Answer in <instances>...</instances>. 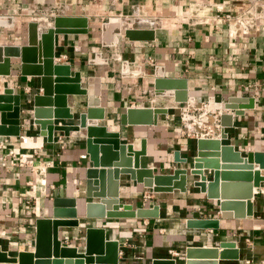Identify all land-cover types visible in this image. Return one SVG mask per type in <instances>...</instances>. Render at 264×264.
<instances>
[{"label":"crops","instance_id":"obj_1","mask_svg":"<svg viewBox=\"0 0 264 264\" xmlns=\"http://www.w3.org/2000/svg\"><path fill=\"white\" fill-rule=\"evenodd\" d=\"M247 9L258 13L257 25L249 33L233 35L234 29L223 16L236 17ZM0 16L14 21L10 26L0 25V44L20 45L27 42L30 20L47 30L56 16L88 18L87 33L56 36L57 62L70 64L72 74L80 71L82 86L88 90L86 95L69 96L72 111L85 112L89 106L101 105L106 108V117L99 120L100 125L118 131L122 143L140 149L142 139H146L147 153L140 157L141 167L160 174L188 169L186 192H156L131 179L129 173H120V201L134 209L159 205V217L88 218L86 203L99 198L86 197L87 169L93 166L86 147V128L72 130L69 136L55 131V142H50L39 126L23 115L20 135L0 136V142L6 137L9 140L0 149L2 251L16 256L21 248L34 250L37 219L53 217L54 199L62 197L76 199L80 224L60 226L59 237L62 244L76 246L79 251L86 249V229L96 227L105 229L106 239L119 241V264H152L154 259L163 258L185 264L188 247L221 251L224 242H234L239 256L219 259L220 264L264 263V182L254 188L259 195L253 199L252 217L246 216L247 206L242 204L228 210L240 217L224 218L220 199H209L194 185L198 177L191 175L190 169L197 154V138L181 132L185 104L200 106L214 100L222 106L208 110V115L219 113L221 107L222 113L234 115V125L226 128L229 138L225 142L244 155L264 152V0H0ZM111 19H119L122 26V32L111 35L112 41L105 39L103 30ZM43 20L49 26H44ZM133 28L153 30L155 38L131 40L125 30ZM157 77L186 78L189 100L178 103L170 94L158 93ZM0 84L26 97L43 91L40 77L21 75L15 58L12 73L1 76ZM234 96L247 98L236 102L242 112L238 115L225 107ZM147 106H165L169 113L161 115L156 125L121 124V115L128 107ZM10 151L19 160L52 164L45 190L40 176L30 167L11 165ZM197 211L202 218H219L220 227L213 231L188 227L186 220Z\"/></svg>","mask_w":264,"mask_h":264},{"label":"water","instance_id":"obj_2","mask_svg":"<svg viewBox=\"0 0 264 264\" xmlns=\"http://www.w3.org/2000/svg\"><path fill=\"white\" fill-rule=\"evenodd\" d=\"M88 18L78 16H56L54 25L45 30L38 21L27 24L25 44H0V75L12 73V58L18 60L21 75L40 77L42 92L29 97L16 93L5 86L0 91V136H18L22 127V116L39 126L50 142H55V131L69 136L72 130L86 128V147L93 163L87 169L86 197L99 198L86 203V217H138L156 218L160 216V206L134 209L130 203L119 199L120 173H129L131 179L144 183L156 192L187 191L188 169L176 168L171 174L155 173L152 168L141 167L140 157L147 153V140L142 139L140 149L133 144L122 143L118 131H108L99 120L105 119L106 108L89 106L85 112L76 113L69 105L70 95H86L82 86V74H72L71 65L57 62L56 36L62 33H87ZM125 35L131 40H153L154 31L126 29ZM155 88L158 93L171 91L178 103L189 100L188 80L183 77H157ZM246 97L234 96L225 103L236 115L242 113L236 102ZM165 106L128 107L121 115L123 125H156L160 116L168 114ZM56 118L58 122H55ZM220 137H199L196 139L197 154L194 156L190 174L198 178L194 185L206 193L209 199H220V209L224 218L240 217L228 210L245 204L247 217L254 214L253 199L259 195L264 182V152H248L244 155L232 143H226L228 127L234 125V115L222 113ZM129 155H127V153ZM134 156L132 158L131 156ZM186 162L187 159H181ZM101 166L102 169H97ZM113 167L105 169L103 167ZM109 179V189L106 184ZM106 179V181H105ZM54 215L39 218L36 222L35 248L26 251L21 248L16 256L2 251L0 262L7 264H119L117 240L106 239L105 229H86V249L79 251L76 246L62 244L59 237L60 226H78L76 199L57 197L54 199ZM121 208V210H120ZM190 228L217 229L219 218H202L200 212L186 220ZM235 247V250L229 249ZM221 251L216 247H188L185 264H220L219 259H236L239 249L234 242L222 243ZM96 254V256H94ZM53 257V259H52ZM152 264H178L176 259H154Z\"/></svg>","mask_w":264,"mask_h":264},{"label":"built area","instance_id":"obj_3","mask_svg":"<svg viewBox=\"0 0 264 264\" xmlns=\"http://www.w3.org/2000/svg\"><path fill=\"white\" fill-rule=\"evenodd\" d=\"M206 9V11H209ZM205 12V9L202 10ZM216 17H220L217 14ZM229 23L230 27L234 29L233 35L238 33H249L258 23L259 15L257 12L252 11L251 9H247L242 11L238 16L233 17L231 14H225L223 16ZM210 101H206L200 104V106H196L194 104H185L181 108V132L183 135H187L189 137H220V130L222 128L220 122V116L222 114V107L219 109V113H214L213 116L215 118L214 122L216 125V129L214 132H211L208 127L203 124V120L206 116H208V110H210L209 104ZM222 106V105H221ZM197 120V121H196ZM61 137H59L60 142ZM8 138L0 142V149L3 148L8 143ZM9 155L13 157V161L11 162L12 166H20V167H30L32 171H34L39 178L40 186L45 188L47 187V170L48 167L52 164L48 165H38L34 159L28 160H19L16 153L14 151H10ZM213 231V229H210Z\"/></svg>","mask_w":264,"mask_h":264},{"label":"bare ground","instance_id":"obj_4","mask_svg":"<svg viewBox=\"0 0 264 264\" xmlns=\"http://www.w3.org/2000/svg\"><path fill=\"white\" fill-rule=\"evenodd\" d=\"M46 24H49V22H47L46 20H43ZM14 21L11 17H6V16H0V25H13ZM47 27V26H46ZM51 27V26H50ZM103 30H104V35H105V39H109L112 41L111 35L115 32H122V26H121V21L119 19H111V21L107 24H104L103 26ZM159 71H162V69H160ZM2 75H0L1 77ZM3 77V76H2ZM0 89H4L3 88V84H0ZM167 94H170L172 97H174V95L172 94L171 91L166 92ZM162 94V93H160ZM221 106L220 104H216L214 102V100H211V103L209 104V109H214L215 107ZM208 120H207V119ZM215 118L212 115H208L204 118L203 120V124L208 127V129H210V131H213L214 129H216V125L214 122ZM197 121V120H196Z\"/></svg>","mask_w":264,"mask_h":264},{"label":"rangeland","instance_id":"obj_5","mask_svg":"<svg viewBox=\"0 0 264 264\" xmlns=\"http://www.w3.org/2000/svg\"><path fill=\"white\" fill-rule=\"evenodd\" d=\"M16 16H19V17H21L22 18V15H16ZM42 24L43 25H45V22L44 21H42ZM46 26H49V24H46ZM257 264H264L263 262H261V263H257Z\"/></svg>","mask_w":264,"mask_h":264}]
</instances>
